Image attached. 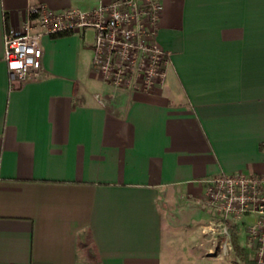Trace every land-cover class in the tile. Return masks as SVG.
<instances>
[{
    "label": "crops",
    "instance_id": "1",
    "mask_svg": "<svg viewBox=\"0 0 264 264\" xmlns=\"http://www.w3.org/2000/svg\"><path fill=\"white\" fill-rule=\"evenodd\" d=\"M112 1L0 0V264H242L193 239L215 218L203 179L264 174V0H163L149 91L93 68L92 28L45 35L40 76L11 77L29 5ZM253 218L232 222L254 256Z\"/></svg>",
    "mask_w": 264,
    "mask_h": 264
},
{
    "label": "built area",
    "instance_id": "2",
    "mask_svg": "<svg viewBox=\"0 0 264 264\" xmlns=\"http://www.w3.org/2000/svg\"><path fill=\"white\" fill-rule=\"evenodd\" d=\"M162 9L163 0H113L62 11L44 3L29 5L22 30L5 32L3 56L11 77L24 84L42 72L45 35L92 28L93 68L114 86L149 91L165 83L171 62V52L158 40ZM202 182L203 201L217 215L205 232L219 235L218 246L229 256L234 252L230 222L253 215L246 231L255 264H264V174L221 172Z\"/></svg>",
    "mask_w": 264,
    "mask_h": 264
},
{
    "label": "trees",
    "instance_id": "3",
    "mask_svg": "<svg viewBox=\"0 0 264 264\" xmlns=\"http://www.w3.org/2000/svg\"><path fill=\"white\" fill-rule=\"evenodd\" d=\"M217 215L215 214V218ZM232 230V240L235 246V251L237 255L241 258L242 264H255L253 251L251 248L244 246L240 240V227L236 222H230Z\"/></svg>",
    "mask_w": 264,
    "mask_h": 264
},
{
    "label": "rangeland",
    "instance_id": "4",
    "mask_svg": "<svg viewBox=\"0 0 264 264\" xmlns=\"http://www.w3.org/2000/svg\"><path fill=\"white\" fill-rule=\"evenodd\" d=\"M162 45V44H161ZM163 46V45H162ZM210 223V222H209ZM208 223V224H209ZM207 224V225H208ZM196 225H198V223L197 224H195V226ZM205 226L206 225H203L202 226V228H201V232H200V234L198 233V234H196V235H194V239H193V242H198V245L200 246V247H204L202 244L200 245V242H203V243H210V244H212V246H214L216 249L213 251L214 253H215V251L217 252H221L222 253V251H221V249H220V247L218 246V244L220 243V239H221V237L219 236V235H212L211 233H207V232H205Z\"/></svg>",
    "mask_w": 264,
    "mask_h": 264
}]
</instances>
